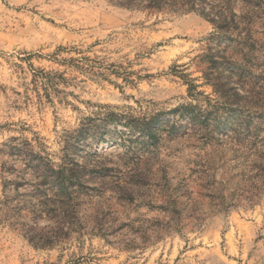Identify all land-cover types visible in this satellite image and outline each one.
Returning a JSON list of instances; mask_svg holds the SVG:
<instances>
[{
    "label": "rangeland",
    "instance_id": "1",
    "mask_svg": "<svg viewBox=\"0 0 264 264\" xmlns=\"http://www.w3.org/2000/svg\"><path fill=\"white\" fill-rule=\"evenodd\" d=\"M263 53L264 0H0V199L32 153L77 163L87 187L79 228L50 248L0 222V264H264V196L218 210L197 170L208 81L258 73Z\"/></svg>",
    "mask_w": 264,
    "mask_h": 264
},
{
    "label": "trees",
    "instance_id": "2",
    "mask_svg": "<svg viewBox=\"0 0 264 264\" xmlns=\"http://www.w3.org/2000/svg\"><path fill=\"white\" fill-rule=\"evenodd\" d=\"M110 1L150 11L195 8V0ZM210 21L217 30L222 29L221 19ZM262 57L258 73L234 64L208 81L216 98L213 102L209 100L210 109L203 111L206 120L211 118L212 122L202 129L199 144L202 154L198 155L197 170L205 190L203 195L218 210L252 206L264 196V53ZM137 120L145 130L151 128L153 120ZM207 138L212 141L210 145ZM23 160L24 177L3 183L0 222L19 227L34 247L50 248L79 228L74 219L87 195L83 188L87 187L81 185L78 174L81 168L77 163L55 164L39 153L27 155ZM219 169L224 173L216 179ZM232 182L234 185H230ZM39 218H52L54 223L40 226Z\"/></svg>",
    "mask_w": 264,
    "mask_h": 264
}]
</instances>
